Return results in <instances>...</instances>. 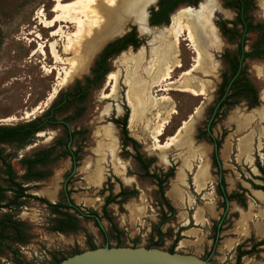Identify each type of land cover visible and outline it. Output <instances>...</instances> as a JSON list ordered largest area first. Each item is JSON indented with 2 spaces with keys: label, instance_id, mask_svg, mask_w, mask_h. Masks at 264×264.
I'll return each instance as SVG.
<instances>
[{
  "label": "rangeland",
  "instance_id": "374dc122",
  "mask_svg": "<svg viewBox=\"0 0 264 264\" xmlns=\"http://www.w3.org/2000/svg\"><path fill=\"white\" fill-rule=\"evenodd\" d=\"M253 1V19L264 22V0ZM53 6V0H0V124L16 125L39 116L42 112L28 119L22 118L25 112L40 106L54 89H57L55 98L60 92L72 89L76 81L83 84L84 77L90 76V70L104 46L135 27L137 37L143 39V43L135 50L128 47L108 58L107 74L90 88L84 103L74 104L67 112L57 116L58 119L72 116L75 110L83 108L80 116L66 120L71 131L85 130L83 134L75 136L72 142V150L79 149L80 158L68 179L66 190L77 206L94 210L101 216V207L108 191L104 194L100 192L103 187L108 188L107 180L112 185L113 194L118 193L121 187L136 189L138 194L128 198L121 206L117 203L108 206L113 222L121 232L118 239L120 246L132 247L135 244L136 247H146L150 241L157 240L153 230L161 218V211L167 214L168 211L160 204L156 181L144 176V171L133 158L135 153L132 148L127 146L125 150L122 149L120 128L114 120L126 115L128 134L138 143L139 153L145 159H154L148 168L149 173L161 174L174 168L173 177L164 185V194L175 209V214L160 227L164 233L160 249L167 251L179 232L181 238L173 252L207 258L214 264H235L237 246H241L239 251L248 250L262 236L257 233L255 226L259 223L264 225V218L259 214L264 209V203L257 201L251 186L263 185L259 179L262 176L259 168H264L263 60L245 62L248 76L259 95L258 107L248 109L241 102L215 119L211 129L212 136L221 141L218 157L224 190L227 194L242 193L245 207L236 201H229L225 208L222 206L224 199L217 192L219 171L212 166L211 161L213 145L204 135L212 115L220 75L225 68L221 55L224 50H235L234 43L228 42L220 34L217 22L233 20L235 12L225 8L223 0H198L196 6L183 4L171 12L167 26H152L156 37L138 32L137 26L127 21L122 30L89 44L81 52L73 50L63 54V40L58 41L61 58L65 63L73 62L75 65L59 86L58 73L70 66L54 64L46 43L51 29L42 28L34 19L38 10H42L50 19L54 15ZM152 8L156 9L154 3L147 9V14ZM190 8L199 10L195 12ZM189 15L205 19L208 25L209 36L202 42L199 64L190 74L183 75L194 65L195 53L186 41L181 40L177 64L163 82L164 85L171 82V86H168L170 89L158 92V87L153 85L149 95L147 93L144 96L146 102L150 98V105L143 113L133 98L135 86L141 80L148 82L146 71L152 75L156 64L154 50L161 37L171 39L172 32L168 29L171 23L185 24V18ZM68 30L75 32V28ZM31 31L39 33L43 40L34 39V34H28ZM248 39L246 49L254 35H249ZM38 42L46 45V56L40 53L32 56L37 51ZM182 86L201 90L203 94L194 96L183 92ZM54 98L42 111L50 106ZM128 102L132 108L127 105ZM164 102L169 104L172 113L161 135L157 136L159 124L155 123V105ZM131 111L132 121L128 126ZM13 117L16 119L9 120ZM60 137H63V129L57 126L35 135L22 148L14 144L0 147L16 175L21 176L24 168L19 163L20 159L51 146ZM170 139L172 143L167 145ZM243 139L247 144H244ZM70 166L68 157H60L44 168L38 167L47 176L43 180L26 183L27 192L56 203L59 195H63L62 186ZM0 183L4 186L2 181ZM259 192L264 194L263 191ZM6 196L10 197L11 193L7 192ZM5 213L27 226V242L12 244L18 251V258L26 264H51L54 259L89 249L82 231L67 234L49 231L51 215L46 206L37 201L25 200L18 210L0 208V217ZM80 222L92 236L96 248L105 244L116 245L114 234L109 232L110 225L105 219L102 218L100 224L108 233V243L92 220L80 219ZM213 236L216 246L208 255L210 248L207 245L212 243ZM222 246L226 252L221 251ZM230 247L231 250H228ZM0 264H14L12 255L5 249L0 253ZM241 264H264V245L256 249L254 254L243 256Z\"/></svg>",
  "mask_w": 264,
  "mask_h": 264
},
{
  "label": "trees",
  "instance_id": "16d2710c",
  "mask_svg": "<svg viewBox=\"0 0 264 264\" xmlns=\"http://www.w3.org/2000/svg\"><path fill=\"white\" fill-rule=\"evenodd\" d=\"M197 3L198 0H159L156 4V9H150L148 23L150 26L167 25L169 14L177 7L183 4L196 6ZM223 6L232 9L235 12V16L231 21H218L217 27L220 34L225 37L228 42L234 43L235 50L232 52L224 50L221 55L225 68L220 75V83L216 90L214 105L211 109V114L214 113V117L210 123V132L215 119L221 115H225L228 110L241 102H244L248 109H253L259 105L258 92L248 76L245 62L248 60L264 61V22L255 21L253 19L251 14V10L255 7L253 0H224ZM251 34L254 35V39L249 44V48L246 49L247 42L250 40L248 39V36ZM142 43L143 39L137 37L136 29L135 27H132L129 32L112 40L104 46L90 70V76L84 77L83 84L76 81V84L72 89L60 92L54 98L50 106L34 119L15 126L0 127V144H14L18 148H22L29 144L38 132L41 133L48 128H54L57 126H61L63 129V137L55 140L51 146L33 152L30 157H23L20 159L19 163L21 167L24 168V173L21 176L16 175L11 164L7 161L5 155H3L2 148L0 149V161L2 165V168L0 169V180L4 185L2 186V184H0V208L18 210L24 205L25 200L28 199L44 204L51 215L48 230L61 234L82 231L85 235L86 244L89 249H94L96 247L93 245L92 236L81 225L80 219L92 220L95 226L98 227L104 241L108 243V233H105L101 224L97 223L91 216L95 215L99 217L100 221L103 218L109 223V232L113 233L114 239H116L115 246H120L118 239L121 232L114 224L108 211V206L112 203H117L121 206V204H123L128 198L134 197L138 194L136 189L121 187L118 193L113 194L112 185L109 183V180H107L106 185L108 188L105 189V187H103L100 192L101 194H104L108 191V195L104 197V202L101 207L102 215L99 216L94 210H84L77 206L70 198V192L67 190L63 192V195H59V199L56 203H51L43 197L29 194L27 192L28 187L25 186V184L31 181L44 179L47 175L44 171L39 170L38 167L44 168L60 157L70 156L72 158V168L77 166V162L80 158L79 149L72 150V142L75 136L83 134L85 130L71 131L66 120L80 116L83 112V108L75 110L72 116L66 115L63 116L62 119H58L57 116L67 112L74 104L84 103L90 88L101 81L107 74L106 61L108 58L119 54L128 47H132L135 50ZM241 59L242 61H240ZM126 119L127 116L125 115L122 119L114 120V123L120 128L122 149L125 150L127 146L132 148L135 153L133 158L138 166L144 171V176L156 181L160 204L168 211V214L164 210L161 211V218L153 230L157 240L150 241L146 246V248H161L164 233H162L160 227L169 221L175 214V209L171 206L164 194V185L169 178L173 177L174 168L172 167L161 174L149 173L148 168L154 159H145L139 153L138 143L128 134ZM204 135L208 142L216 146V150H214L211 156L212 166L217 168L219 173L222 174L218 158L221 141L215 139L206 130ZM68 144L69 147L67 146ZM58 149H60V151L56 152ZM126 154L129 153L126 151ZM259 171L262 175L259 179L262 181L263 185L252 184L251 186L253 189L264 192V168H259ZM7 192L11 193L10 197L6 196ZM217 192L218 195L224 199V202L222 203L224 208L226 206V201H236L240 206H246L245 197L242 193H226L222 176L217 187ZM26 229L27 226L25 223L14 219L9 213H5L0 217V253H2L4 249L10 252L14 264H26L18 258V251L12 247V244L20 245L27 242L28 235ZM180 238L178 232L172 245L167 251L173 253V248ZM212 240L213 244L208 255L214 251L216 246L215 236H213ZM262 245H264V240L253 243L248 250L244 251H239L241 248L239 245L236 248L235 264H241V258L243 256L254 254L256 248ZM132 247H136V245L134 244ZM77 253H80V251H75L72 255ZM65 258L67 257L54 259L51 264H57Z\"/></svg>",
  "mask_w": 264,
  "mask_h": 264
},
{
  "label": "bare ground",
  "instance_id": "6f19581e",
  "mask_svg": "<svg viewBox=\"0 0 264 264\" xmlns=\"http://www.w3.org/2000/svg\"><path fill=\"white\" fill-rule=\"evenodd\" d=\"M53 1L54 6L52 12L54 15L50 19L46 17L42 10L37 11L34 19L37 20L38 25H41L42 28L51 29L49 40H47L46 43L49 47V53L55 61L54 64H69L70 66L68 69L62 68V72L58 73V80L60 79L58 82L59 86L62 85L70 75L75 65L73 62L65 63V60L61 58L58 51V41L63 40V54H67L73 50L74 52H81L89 44L122 30L127 21H132L140 32L156 37L153 34V29L155 30V28H150L147 24V9L153 5V3L155 4L157 0ZM70 28H75V32H70L68 30ZM168 29L172 32L171 39L161 37L158 46L155 48V69L152 75L149 71H146L149 76L148 82L141 80L140 83L135 86L136 90L133 98L138 109L143 113L150 105V98L148 99L149 101L146 102L144 96L147 93L149 95L153 85L154 87H158V92H165L170 89L168 86H171L172 83L169 82L164 85L163 82L168 79L167 76L171 73L172 67L177 64L176 57L179 53L180 41H186L188 46L195 53L194 65L190 70L183 73V75H188L199 64L202 42L209 36L207 21L192 15L185 18V24H175L172 22ZM28 34H34V39L38 41L43 40L42 36L36 31H31ZM56 38L59 39L57 40ZM44 47H46V45L42 44V42H38L37 51L32 53V56L36 53L46 56ZM164 86H167V88ZM181 91L190 93L194 96H201L203 94L201 90L197 91L190 86H182ZM56 92L57 89H54L40 106L33 109L31 112H25L22 118L28 119L33 117L37 112H42V108L48 105L51 99L54 98ZM127 105L132 108L129 102ZM155 111V123L159 124L156 135L160 136L172 110H170L169 104L164 102L155 105ZM132 114L133 111L130 113L128 126L131 124ZM15 119L16 118L13 117L9 120L13 121ZM243 142L247 144V141L244 139ZM171 143L172 140L170 139L167 145Z\"/></svg>",
  "mask_w": 264,
  "mask_h": 264
},
{
  "label": "water",
  "instance_id": "95a60500",
  "mask_svg": "<svg viewBox=\"0 0 264 264\" xmlns=\"http://www.w3.org/2000/svg\"><path fill=\"white\" fill-rule=\"evenodd\" d=\"M156 1L154 5L157 4ZM149 12V11H148ZM149 15V14H148ZM147 24L148 19H147ZM150 27V26H149ZM151 28V27H150ZM43 112V111H42ZM213 116L211 117V119ZM210 119V120H211ZM209 123L207 125V130ZM220 179V178H219ZM65 189V185H63ZM97 223L99 217L92 216ZM57 264H214L208 259H201L194 255L170 253L160 248L109 246L88 249L74 254Z\"/></svg>",
  "mask_w": 264,
  "mask_h": 264
},
{
  "label": "flooded vegetation",
  "instance_id": "af4514ba",
  "mask_svg": "<svg viewBox=\"0 0 264 264\" xmlns=\"http://www.w3.org/2000/svg\"><path fill=\"white\" fill-rule=\"evenodd\" d=\"M254 2V1H253ZM223 4H224V0H223ZM254 6H255V3H254ZM191 10H193V11H195V12H197L199 9H195V8H190ZM147 19H148V14H147ZM261 22V21H260ZM168 25V24H167ZM167 25H165V26H167ZM150 26V25H149ZM159 26H161V25H159ZM150 27H152V26H150ZM137 29H138V27H137ZM138 32H139V30H138ZM240 61H242V59L240 60ZM253 83V82H252ZM258 97H259V95H258ZM258 107V106H257ZM214 117V113H212V115H211V117ZM211 117H210V119H211ZM209 119V121H208V123H209V128H208V130H207V125H208V123H207V125H206V131L208 132V133H210L211 134V132H210V123L212 122V120H213V118L210 120ZM21 124V123H20ZM17 125V124H16ZM1 126H3V125H1L0 124V127ZM10 126H15V125H10ZM38 133H40V132H38ZM37 133V134H38ZM36 134V135H37ZM212 135V134H211ZM58 138H56L55 140H57ZM54 140V141H55ZM53 144V143H52ZM1 145H3V144H0V146ZM68 147H69V144L67 145ZM0 149H1V147H0ZM214 150H216V146L215 145H213V152H214ZM56 152H59V151H57L56 150ZM212 152V153H213ZM32 155V154H31ZM212 156V155H211ZM66 157H68L69 159H70V161H71V166H70V171H69V173L67 174V176H66V179H65V181H64V183H63V185H65V189L63 188V192L66 190V188H67V184H68V179H69V177L72 175V173L74 172V170L76 169V167H74V168H72V158L70 157V156H66ZM23 158V157H22ZM219 158V157H218ZM212 161V160H211ZM220 161V160H219ZM2 168V165H1V161H0V169ZM220 168H221V166H220ZM45 172V171H44ZM46 173V172H45ZM221 176H222V174H220L219 172H218V184H217V187H218V185H219V183H220V180H221ZM46 178V177H45ZM44 178V179H45ZM220 178V179H219ZM43 180V179H42ZM1 181V180H0ZM40 181V180H39ZM1 184V183H0ZM63 187V186H62ZM255 190V192L257 191V192H259V191H261V190H256V189H254ZM10 193V192H9ZM222 198V197H221ZM52 203V202H51ZM229 203V201H226V205ZM91 216H93V215H91ZM94 219V218H93ZM100 220V219H99ZM219 230V229H218ZM217 230V231H218ZM261 240H264V238L263 239H260L259 241H261ZM259 241H257V242H259ZM212 244H213V240H212V243H211V245H210V249H211V247H212ZM239 246V245H238ZM237 246V247H238ZM252 246V245H251ZM263 246V245H262ZM262 246H259V247H262ZM258 247V248H259ZM258 248H256V249H258ZM210 249H209V251H210ZM235 258H236V256H235ZM205 259H207V258H205Z\"/></svg>",
  "mask_w": 264,
  "mask_h": 264
},
{
  "label": "crops",
  "instance_id": "0c3cea01",
  "mask_svg": "<svg viewBox=\"0 0 264 264\" xmlns=\"http://www.w3.org/2000/svg\"><path fill=\"white\" fill-rule=\"evenodd\" d=\"M255 194H256L257 201H259L261 203H264V194L260 193V192H257V191L255 192ZM259 214H260V216H262L264 218V209H261L259 211ZM255 227L257 229V233L262 235L261 237H259V239H263L264 238V225H262V223L261 224L259 223ZM210 245H211V243L209 245H207L208 249L210 248ZM228 250H231V247ZM221 251L222 252H226V249H225L224 246L221 247ZM196 255L199 256V254H196Z\"/></svg>",
  "mask_w": 264,
  "mask_h": 264
}]
</instances>
